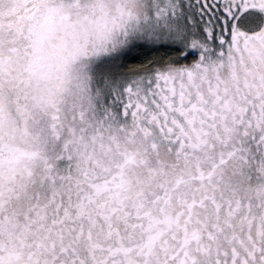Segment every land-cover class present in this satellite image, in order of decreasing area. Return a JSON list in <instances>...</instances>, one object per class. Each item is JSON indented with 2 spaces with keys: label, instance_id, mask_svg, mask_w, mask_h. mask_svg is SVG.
Wrapping results in <instances>:
<instances>
[{
  "label": "snow or ice",
  "instance_id": "6c2138e0",
  "mask_svg": "<svg viewBox=\"0 0 264 264\" xmlns=\"http://www.w3.org/2000/svg\"><path fill=\"white\" fill-rule=\"evenodd\" d=\"M0 264H264V0H0Z\"/></svg>",
  "mask_w": 264,
  "mask_h": 264
}]
</instances>
